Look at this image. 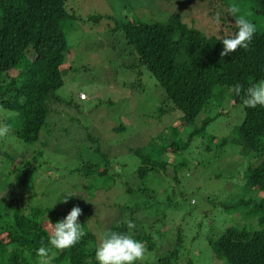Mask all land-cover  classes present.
<instances>
[{"label": "trees", "instance_id": "1", "mask_svg": "<svg viewBox=\"0 0 264 264\" xmlns=\"http://www.w3.org/2000/svg\"><path fill=\"white\" fill-rule=\"evenodd\" d=\"M67 1L0 0V106L16 113L18 122L14 134L28 144L39 139L49 114L54 113L53 107L62 102L55 93L64 85L66 55L71 49L66 31L70 21L75 19V15L66 9ZM229 1H207L211 19L215 13H221L216 33H205L187 24L175 12L165 21L122 20L117 24V29L122 31L127 44L134 51L136 64L146 68L163 90L157 91L168 109H158L159 116L164 112H173L177 116V126L170 129L172 133L167 132V138L159 135L162 147L157 152H180L189 146L194 137L205 133V127L222 114L219 104L213 105L215 88L221 92L230 90L233 104L242 106L243 119L232 139L227 136L220 139L214 135L206 137L207 146L214 142L224 145L230 141L240 146L246 155L259 160L255 165L248 166L241 180L244 193L255 197L238 199L228 207L240 209L239 215L243 220L255 219V227L228 226L220 234L208 233L209 262L203 258L199 261L191 258L186 238L179 230L173 244L157 256L156 248L160 245L161 231L166 222L157 218L144 219L143 214L149 210L158 214L156 209L163 202L159 200V194L143 184L148 174L168 176L170 168L172 178L178 180L177 164L157 159L139 148L132 150L138 158L134 172L138 183L129 185L127 179L120 183L124 193L122 196L127 195L129 199L124 204L112 203V206H108L115 212L108 213L111 218L103 222L99 221V211L95 207L75 196L68 198L60 213L19 199L20 190L23 192L30 184L29 172L35 169L31 161H25L21 166L11 164L0 173V264H39L40 257L36 255V250L41 246L50 248L48 220L55 223L57 219H63L73 206L82 209L78 220L85 235L73 247L51 249L48 264H98L95 248L107 230L130 234L133 239L144 243L145 255L151 256L135 264H264V107H245L241 99L244 92L238 96L231 90L237 83L247 89L264 80V28L256 29L247 50L238 48L224 57L220 56L223 45L219 40V36L236 31L235 18L227 11L233 3L240 5L237 15H242L243 10L264 19V0ZM90 18L100 20L102 16ZM11 71L16 73L13 75ZM78 99L83 101L79 96ZM212 109L215 110L214 114L201 118L203 113ZM195 122L199 125H195ZM182 126L193 128L186 140L181 141L178 135ZM99 149L96 151H100L98 154L104 161L102 167L89 162H82L80 167L84 176L100 179L104 187L98 188H106L108 193L114 191L117 180L121 181V173L110 170L109 154ZM133 198L138 199L137 206L130 204ZM151 200L155 203L145 204ZM170 200L168 196L166 206L160 205V209L172 205ZM99 210L103 215L106 209ZM91 218L93 222H89ZM126 218L131 219L134 225L138 222L140 226L128 229L124 223ZM156 221L158 225L163 224L161 231L155 230L158 235L151 232Z\"/></svg>", "mask_w": 264, "mask_h": 264}, {"label": "rangeland", "instance_id": "2", "mask_svg": "<svg viewBox=\"0 0 264 264\" xmlns=\"http://www.w3.org/2000/svg\"><path fill=\"white\" fill-rule=\"evenodd\" d=\"M207 1L210 0L66 2L67 11L75 15V19L70 21L66 31L71 49L66 55L64 85L55 93L62 102L53 107L55 111L49 114L39 139L30 144L18 139L14 134L18 122L16 113L0 106V123H6L12 130L7 137L0 138V173L11 164L21 166L25 161H31L35 166L29 172L30 184L23 192L20 190L19 199L60 213L65 204L60 200L72 194L95 207L99 211V221L110 219L107 214H114L115 209L107 207L112 203L124 204L129 199L127 195L122 196L120 183L126 182V179L129 185L138 183L134 173L138 158L132 150L139 148L157 159H166L178 165V180L172 178L170 168L168 176L148 174L143 184L159 194V200L163 202L161 206H166L168 196L172 203L164 209H160L159 205L156 209L158 214L153 210L143 214L144 219L157 218L166 222L163 226L156 221L154 230H151L158 235L155 230L161 231L163 226L160 245L155 252L157 256L173 244L179 230L186 238L191 258L194 261L203 258L209 262L208 233L220 234L228 226L255 227V219L243 220L239 215L240 209L228 207L238 199L255 197L244 193L241 180L248 166L255 165L259 160L246 155L240 146L230 141L224 145L214 142L207 146L206 137L214 135L216 139L226 136L232 139L243 119L242 106L233 104L230 90L221 92L215 88L213 105L218 103L222 114L205 127V133L194 137L189 146L180 152H157L162 147L161 137L167 138V132L172 133L170 129L177 126V116L173 112H164L159 116L158 109H168L157 91L161 87L146 68L136 64L134 51L122 31L117 29L122 20L165 21L175 12L187 24L205 33H216L218 28L212 23ZM229 2L233 3V0ZM94 15H101L102 18H90ZM242 15L250 21L254 20L257 30L264 28L261 17L258 19L243 10ZM11 72L13 75L16 73ZM79 92L87 95L86 100L78 99ZM214 113V109L208 110L201 118ZM5 119L7 121L4 122ZM195 125L199 124L195 122ZM192 128L182 126L178 139L186 140ZM98 148L109 154L110 170L121 173V181L117 180L114 191L108 193L106 188V191L98 188L104 187L100 179L84 176L80 167L82 162L103 166L104 161L98 154L100 151H96ZM96 191L99 193L94 194ZM138 203V199L130 200V204L135 206ZM150 203L155 202L151 200L145 204ZM99 209H106L103 215H100ZM52 216L55 217L54 214ZM93 221L91 218L89 222ZM137 223L136 226L139 225ZM150 256L146 254L143 259Z\"/></svg>", "mask_w": 264, "mask_h": 264}, {"label": "clouds", "instance_id": "3", "mask_svg": "<svg viewBox=\"0 0 264 264\" xmlns=\"http://www.w3.org/2000/svg\"><path fill=\"white\" fill-rule=\"evenodd\" d=\"M227 11L235 18L236 31L229 35L219 36L223 45L221 57L235 52L238 48L247 50L256 32V26L253 22L244 15H237L240 12L237 5H231ZM220 19L221 13L217 12L212 17V23L219 26ZM231 90L238 96L241 95L242 91L244 92L241 99L245 107H264V80L249 86L247 89L237 83L232 86ZM11 131L6 123H0V138L7 137ZM72 196V194H68L60 202L67 203L68 198ZM81 215L82 209L79 206H73L63 219L55 223L48 220V245L50 248L41 246L36 250V255L40 257L39 264H48L47 257L51 249H68L81 240L85 235L82 224L78 220ZM124 223L128 229L135 227L131 219L126 218ZM145 251L144 243L133 239L130 234L107 230L99 238V243L95 248V259L98 264H135L136 261L144 258Z\"/></svg>", "mask_w": 264, "mask_h": 264}, {"label": "built area", "instance_id": "4", "mask_svg": "<svg viewBox=\"0 0 264 264\" xmlns=\"http://www.w3.org/2000/svg\"><path fill=\"white\" fill-rule=\"evenodd\" d=\"M79 98L82 100H85L87 98V95L84 92H79Z\"/></svg>", "mask_w": 264, "mask_h": 264}]
</instances>
